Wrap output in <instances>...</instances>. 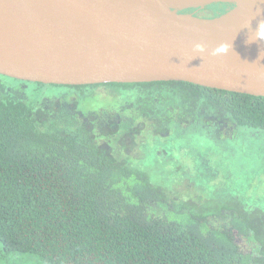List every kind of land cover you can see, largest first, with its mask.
Masks as SVG:
<instances>
[{
	"label": "trees",
	"instance_id": "1",
	"mask_svg": "<svg viewBox=\"0 0 264 264\" xmlns=\"http://www.w3.org/2000/svg\"><path fill=\"white\" fill-rule=\"evenodd\" d=\"M14 80L33 92L0 90L6 253L40 264H264L263 212L198 200L134 155L143 135L177 122L264 130V96L186 81ZM95 94L109 107L86 109Z\"/></svg>",
	"mask_w": 264,
	"mask_h": 264
},
{
	"label": "water",
	"instance_id": "2",
	"mask_svg": "<svg viewBox=\"0 0 264 264\" xmlns=\"http://www.w3.org/2000/svg\"><path fill=\"white\" fill-rule=\"evenodd\" d=\"M214 3L232 7L209 17L183 12ZM254 5L0 0V75L47 85L186 81L264 96L263 27L237 33L239 24L252 21Z\"/></svg>",
	"mask_w": 264,
	"mask_h": 264
},
{
	"label": "rangeland",
	"instance_id": "3",
	"mask_svg": "<svg viewBox=\"0 0 264 264\" xmlns=\"http://www.w3.org/2000/svg\"><path fill=\"white\" fill-rule=\"evenodd\" d=\"M231 7L228 3H214L183 12L209 17L222 14ZM2 86L6 89L21 87L28 94L33 92V85L10 77L0 76V90H3ZM46 88V95L57 91L53 86ZM109 103L95 94L84 107H109ZM182 123L166 126L167 130H160L161 133L154 136H150L152 132L143 135L142 142L147 148L143 147V151L134 155L151 169L162 171L166 184L171 185L172 179L179 183L175 186L184 191L191 188L198 200H212L229 208L264 213V130L216 128L201 121ZM149 175L152 179L155 173ZM0 264L40 263L38 257L31 254L6 253L0 242Z\"/></svg>",
	"mask_w": 264,
	"mask_h": 264
},
{
	"label": "bare ground",
	"instance_id": "4",
	"mask_svg": "<svg viewBox=\"0 0 264 264\" xmlns=\"http://www.w3.org/2000/svg\"><path fill=\"white\" fill-rule=\"evenodd\" d=\"M255 2V12L251 15V20L252 21H245L241 24H239L237 26V33H239L240 30H249V29H257L258 28H262V30H264V23L261 22V18H264V0H253ZM254 23H257L258 26H254ZM260 31V29H259ZM246 41V40H245ZM243 43H246V44H249V45H252V46H259V45H263L259 42H254V41H246V42H243Z\"/></svg>",
	"mask_w": 264,
	"mask_h": 264
},
{
	"label": "flooded vegetation",
	"instance_id": "5",
	"mask_svg": "<svg viewBox=\"0 0 264 264\" xmlns=\"http://www.w3.org/2000/svg\"><path fill=\"white\" fill-rule=\"evenodd\" d=\"M195 10H197V8H195ZM195 15L200 16L199 14H195ZM204 16H207V15H204Z\"/></svg>",
	"mask_w": 264,
	"mask_h": 264
},
{
	"label": "clouds",
	"instance_id": "6",
	"mask_svg": "<svg viewBox=\"0 0 264 264\" xmlns=\"http://www.w3.org/2000/svg\"><path fill=\"white\" fill-rule=\"evenodd\" d=\"M198 47H200V46L198 45Z\"/></svg>",
	"mask_w": 264,
	"mask_h": 264
}]
</instances>
